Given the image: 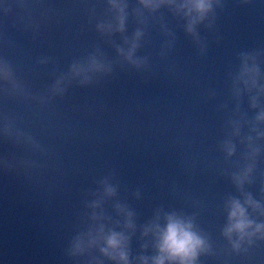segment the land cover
I'll list each match as a JSON object with an SVG mask.
<instances>
[{"label": "water", "instance_id": "95a60500", "mask_svg": "<svg viewBox=\"0 0 264 264\" xmlns=\"http://www.w3.org/2000/svg\"><path fill=\"white\" fill-rule=\"evenodd\" d=\"M0 264H264V0H0Z\"/></svg>", "mask_w": 264, "mask_h": 264}, {"label": "clouds", "instance_id": "9594fccd", "mask_svg": "<svg viewBox=\"0 0 264 264\" xmlns=\"http://www.w3.org/2000/svg\"><path fill=\"white\" fill-rule=\"evenodd\" d=\"M237 227H240V225H237ZM166 243L176 252H187L198 241H195L190 233L183 231L177 224H170L168 226Z\"/></svg>", "mask_w": 264, "mask_h": 264}]
</instances>
